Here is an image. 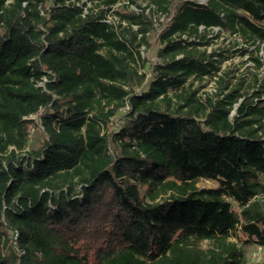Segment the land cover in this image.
I'll return each instance as SVG.
<instances>
[{
  "label": "trees",
  "instance_id": "trees-1",
  "mask_svg": "<svg viewBox=\"0 0 264 264\" xmlns=\"http://www.w3.org/2000/svg\"><path fill=\"white\" fill-rule=\"evenodd\" d=\"M48 1L0 0V264H264L247 259L264 247V76L243 91L225 50L201 49L216 28L264 43V0ZM151 7L170 21L145 83ZM205 77L217 99L191 89Z\"/></svg>",
  "mask_w": 264,
  "mask_h": 264
},
{
  "label": "rangeland",
  "instance_id": "rangeland-1",
  "mask_svg": "<svg viewBox=\"0 0 264 264\" xmlns=\"http://www.w3.org/2000/svg\"><path fill=\"white\" fill-rule=\"evenodd\" d=\"M54 0H49L45 7V10H48L51 6V3ZM200 3H206V0H198ZM143 7L147 6V3L142 2ZM134 9H137L135 6ZM153 7L147 9L154 21L153 28V38L150 40V44H143L139 47L138 52L135 55L137 57V66L140 73H146L145 83L153 77L151 67L157 63H162V60L158 56V50L161 47L160 43L157 41L158 34L164 29V27L170 21V17L166 14L157 13L152 11ZM111 21L118 24V16L112 15ZM134 29H137L135 26ZM214 36L213 43L207 47H201L202 50H206L207 53H211L215 50H225L227 55V60H225L221 65V74L224 75V72H228V77L231 80V83L235 85L241 78L245 79L243 91H249L250 93L255 91L258 87L254 84L255 78L258 76L262 78L264 76V43L256 45H251L246 42L239 35H229L224 31L215 29L210 33V37ZM155 37V38H154ZM245 48H248V52L245 55H242L241 51ZM250 56L259 57L263 65L261 68H257L254 61L251 60ZM214 80L205 77L204 80H191L192 90L199 89L198 95L201 98H205L208 95L214 96V99H217L216 93H218V84ZM251 85V86H250ZM129 89V88H128ZM235 115V110L232 111V116ZM34 123L29 128V138L30 146L35 145L38 147L41 141H44L45 136L43 129L40 125L39 118L40 115H33L30 117ZM120 124V120L115 118L109 123V128H117ZM264 180V179H263ZM214 184L210 181H202L199 183V186H213ZM261 200L264 204V196L261 197ZM234 240V238H232ZM206 246L208 244H205ZM247 259L249 263L264 262V247L261 246H252L247 249Z\"/></svg>",
  "mask_w": 264,
  "mask_h": 264
},
{
  "label": "built area",
  "instance_id": "built-area-1",
  "mask_svg": "<svg viewBox=\"0 0 264 264\" xmlns=\"http://www.w3.org/2000/svg\"><path fill=\"white\" fill-rule=\"evenodd\" d=\"M108 22H112L111 21V16H108V20H107ZM216 29H218V28H216Z\"/></svg>",
  "mask_w": 264,
  "mask_h": 264
}]
</instances>
